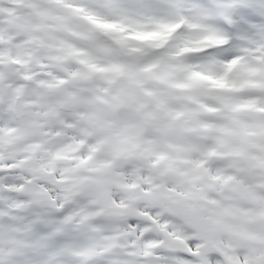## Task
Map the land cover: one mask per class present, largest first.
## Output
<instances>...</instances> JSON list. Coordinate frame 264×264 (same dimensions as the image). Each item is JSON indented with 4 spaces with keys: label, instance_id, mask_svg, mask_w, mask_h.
I'll return each instance as SVG.
<instances>
[{
    "label": "snow or ice",
    "instance_id": "obj_1",
    "mask_svg": "<svg viewBox=\"0 0 264 264\" xmlns=\"http://www.w3.org/2000/svg\"><path fill=\"white\" fill-rule=\"evenodd\" d=\"M0 264H264V0H0Z\"/></svg>",
    "mask_w": 264,
    "mask_h": 264
}]
</instances>
